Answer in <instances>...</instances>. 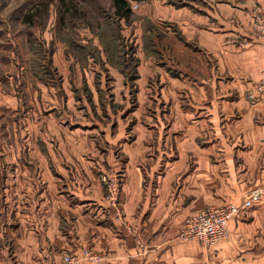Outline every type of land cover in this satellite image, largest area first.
<instances>
[{
  "label": "rangeland",
  "instance_id": "obj_1",
  "mask_svg": "<svg viewBox=\"0 0 264 264\" xmlns=\"http://www.w3.org/2000/svg\"><path fill=\"white\" fill-rule=\"evenodd\" d=\"M209 2L132 0L126 20L115 14L113 0H0V210L30 203L33 184L40 180L43 188L39 173H45L59 194L82 184L101 193L105 217L113 215L122 234L136 238L128 217L130 162L142 193L135 214L149 212L162 167L179 157L177 138L187 142V167L194 168L189 143L208 149L206 130L216 125L212 103L245 98L250 88L230 85L211 64L215 24L197 16L210 10ZM185 176L171 182L169 195L185 193L188 205L194 181L186 180L185 190ZM190 214L169 223L180 229ZM144 228H138L141 238ZM138 248L141 255L153 249ZM83 250L104 260L82 264L108 261L101 249Z\"/></svg>",
  "mask_w": 264,
  "mask_h": 264
},
{
  "label": "crops",
  "instance_id": "obj_2",
  "mask_svg": "<svg viewBox=\"0 0 264 264\" xmlns=\"http://www.w3.org/2000/svg\"><path fill=\"white\" fill-rule=\"evenodd\" d=\"M209 9L197 16L215 24L216 30L209 34L211 64L230 85H247L249 91L260 80L264 64V36L254 27L256 16L264 18V0H210ZM228 99L226 96L225 104L218 103L225 109L223 124L221 119L218 122V104L211 105L216 125L206 130L210 133L206 137L208 149H199L196 141L189 143L194 151L188 159L197 163L194 168L187 167V142L177 138L179 157L168 159L162 167L165 173L159 179L158 196L149 212L135 214L142 193L139 172L130 162L128 217L135 225L136 238L125 232L123 235L113 215L105 217L108 202L101 193L90 192L82 184L77 190L69 187L70 193L59 194L54 190L57 182L39 173L44 174L41 180L46 184L41 188L40 180L35 181L33 187L37 189L30 203L8 206L7 212L0 210L8 214L0 217L5 224L0 231V264H63L64 255L85 248L105 252V264H264V194L260 202L234 216L229 238L210 250L197 242L179 240L181 228L174 229L169 223L181 214H193L209 206L242 204L252 189H264V97L256 105L246 97ZM219 155L222 163L218 162ZM132 165L135 167V162ZM181 175H186L182 178L185 190L186 180L194 181L188 205L185 193L169 195L171 182ZM219 181H226L225 186H219ZM84 182L88 185V180ZM139 227H145L142 238L138 236ZM158 229L162 231L153 238ZM169 231L170 237L160 238ZM139 243L153 249L141 255Z\"/></svg>",
  "mask_w": 264,
  "mask_h": 264
},
{
  "label": "built area",
  "instance_id": "obj_3",
  "mask_svg": "<svg viewBox=\"0 0 264 264\" xmlns=\"http://www.w3.org/2000/svg\"><path fill=\"white\" fill-rule=\"evenodd\" d=\"M254 27L259 35L264 36L263 17H255ZM262 97H264V64L260 80L247 92L246 99L256 105ZM263 194V188H254L242 204L230 202L224 205H213L187 216L177 238L184 242L196 241L205 249L215 247L219 242L229 238V225L234 216L260 202ZM85 260L102 262L104 256L83 250L80 254L64 255L63 264H82Z\"/></svg>",
  "mask_w": 264,
  "mask_h": 264
},
{
  "label": "trees",
  "instance_id": "obj_4",
  "mask_svg": "<svg viewBox=\"0 0 264 264\" xmlns=\"http://www.w3.org/2000/svg\"><path fill=\"white\" fill-rule=\"evenodd\" d=\"M63 1H65V0H63ZM130 1H132V0H113V4L115 7V14L118 17L124 18L126 20H130V18L132 16V9H131Z\"/></svg>",
  "mask_w": 264,
  "mask_h": 264
}]
</instances>
